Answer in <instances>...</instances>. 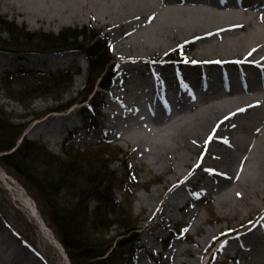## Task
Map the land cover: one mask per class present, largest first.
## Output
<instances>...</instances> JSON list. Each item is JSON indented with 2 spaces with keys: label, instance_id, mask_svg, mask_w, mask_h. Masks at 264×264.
I'll use <instances>...</instances> for the list:
<instances>
[{
  "label": "bare ground",
  "instance_id": "bare-ground-1",
  "mask_svg": "<svg viewBox=\"0 0 264 264\" xmlns=\"http://www.w3.org/2000/svg\"><path fill=\"white\" fill-rule=\"evenodd\" d=\"M0 13L32 26L61 28L86 20L108 29L127 69L122 72L124 82L114 84L108 94V119L101 127L135 150V163L146 164L161 179L136 201L137 210L148 213L144 219H154L163 208L156 231L146 232L139 242L146 255L142 264H157L152 256L169 246L163 243L161 252L157 240L169 237L173 221L201 232L191 243L200 252L231 231L218 245L221 255L215 264L228 259L233 264H264V212L249 216L253 210H264V0H0ZM185 47L194 49L183 59L172 58ZM70 54L19 57L0 49V71L16 59L44 69L59 66ZM78 87L77 80L73 89ZM0 103L13 101L0 95ZM185 107L188 112L178 115ZM76 113L74 109L50 116V123L39 122L30 132L53 146L62 140L67 124L75 125ZM163 123L167 125L159 127ZM0 177L13 184L37 214L26 188L1 166ZM206 197L220 210L226 229L218 222L205 229L208 218L199 214L197 205L186 209ZM184 209L188 219L179 220L175 211ZM236 218L239 223L230 226ZM40 226L47 236L45 244L50 240L67 258L54 232L43 220ZM1 230L2 226L1 245L22 254L18 242ZM1 245L0 264H9ZM33 248L49 259L44 248ZM183 250L196 255L191 248ZM24 257L23 264H47L43 257Z\"/></svg>",
  "mask_w": 264,
  "mask_h": 264
},
{
  "label": "rangeland",
  "instance_id": "rangeland-1",
  "mask_svg": "<svg viewBox=\"0 0 264 264\" xmlns=\"http://www.w3.org/2000/svg\"><path fill=\"white\" fill-rule=\"evenodd\" d=\"M245 10L246 8L242 9V11ZM247 12L255 13L254 10L250 9H248ZM0 20L7 22L5 25L0 24V49L4 50L5 47H7L9 48L7 51L12 52L19 57L24 56L25 54H16V52H19V49L21 48L23 51L34 54L47 52L36 50L38 48L37 44L44 45L45 48L46 44H42L37 41L33 35L57 36L66 29L87 31L86 37L78 38L80 44L84 46V51L78 49L79 53H77V57L71 61L69 70H67L70 73L69 75H71L69 85H64V83L58 84L55 82L58 77H61L60 75L67 72L66 70L62 69L59 71H49V67H46V70L44 68L34 66L33 64H19L18 59H16V61L9 66V68L12 69L0 71V95H4L13 101V104L0 103V109L9 114L11 117L10 122L14 125H17V127L19 125L24 126L19 142L23 138L37 142L44 145L53 155L58 156L60 161L78 162L87 172H89L88 169L91 167H95L99 175L102 174L106 181L104 186L109 187V191L107 193L113 199L110 203L105 204L106 207L103 209L104 211L102 214L104 215L107 213L109 215V219H112L118 224L112 225L109 229H90V241L98 244L100 247H103V245L108 243V239H111L115 244V242L119 239H127L129 237L133 238L136 232H138L139 237L137 240H134L133 243L123 247L122 249H118L117 256L114 255L113 258V264H137L145 262V251L141 250L139 242L141 237L146 232L153 233L156 231L157 225L160 224V213L163 208L159 209L154 219H149L148 217H145L144 219L143 216L148 215V213H140L136 208V201L139 195L146 194L150 188H153L160 183L161 179L158 181L159 174L156 171H151L148 168L149 166L146 164L135 163V150L125 145V142L121 139H113V136L109 133L106 134L101 127V123L103 124L104 118L107 117L103 114V110H101L100 107L107 104L109 100L106 92L108 90H104V87L100 83V78L93 84L91 80L90 82L88 81L89 64L87 62L85 51L91 49L90 47H92L94 40L89 42V38L93 32L98 35L97 38L101 40L102 43L105 42L108 44L113 57L112 60L114 59L115 62H117L115 74H113V84L124 82V79H122V72H124V69H127V65L124 63V58L120 56L117 51H115L113 41L111 37H109V34H107L108 29L106 27H100L97 23L88 22L86 20H83L82 23L78 22L75 24L68 22L61 28L55 25L39 27L36 24L32 26L27 22L22 23L18 18H13L10 15H3L1 13ZM259 24L262 25L261 23ZM20 46L22 47L20 48ZM193 49L194 48L191 47L180 48V51L177 54H184L185 52L188 53ZM98 55H100V53H98ZM26 61L28 60L26 59ZM77 80L79 82V87L75 90L73 87ZM46 85L48 86L45 87ZM41 87L45 88L41 89ZM67 104H73L72 108L77 109V115H73V121L75 123L74 126L76 127L71 133V137L66 138L65 135H63V137H61L62 140L52 146L49 142L43 141L42 137L34 138L32 136L33 134H31L30 130L33 129L37 123H50L48 119L50 116H59L52 113L53 110L57 108H64ZM187 112L188 108L185 107L180 113H178V115H182ZM174 118L175 117H171L170 119ZM52 123L53 121L51 124ZM166 125L167 123H163L160 124L159 127H165ZM84 134L87 139H77L80 135L83 138ZM88 135L97 139L98 142L86 143L87 141L84 140H88ZM182 152L185 153L184 150H182ZM200 152L201 151H199V149L196 153L194 152V162L198 158L197 154ZM2 154L5 153H0V166L26 188L28 193L34 199V205L37 206L36 212L40 216V218H38L37 214H35L34 208L32 207V210L30 205L26 203V200L23 198L21 193L14 188L13 184L0 177L1 234L3 233L15 239L21 246L22 253L17 255L15 251L7 247L6 244L1 245L2 236H0V245L1 250H3L4 253V259L7 260L9 264H17V262H21L23 264L27 261L24 259V256L26 255L30 259L43 257L47 264H72L61 241L62 234L59 229V225L55 221L54 203L58 208L63 210L78 208L82 211V208L84 207L83 205L81 206L80 200L84 198L82 195L84 191L82 193L81 191L86 188V182H84V184L83 182H80L77 189L78 196L73 197V194H70V192L66 189H62L55 195V197H53V203L42 193L38 192L33 184L25 177L19 175L12 168L4 164L1 161ZM56 166L58 168L60 167L59 164ZM193 168L194 167H192V171L195 173L196 171ZM57 170L52 172L48 169V173L45 174L46 172L41 167L42 174L47 176L49 179H58ZM170 195L171 193L166 197L168 198ZM198 201L199 200H194L187 206L188 208L186 209L189 210L197 205L196 207L199 209V214L205 215L208 218L207 222L203 223L204 228L207 229L212 227L211 224H216L218 222L224 229H226L228 226L226 221L219 220L221 212L214 204L211 203V200L209 202L206 201L208 204L202 200V204L199 205L197 204ZM99 203L100 200L93 197L84 204V206L87 205L88 207L87 217L90 219L89 221H92L95 218V212ZM208 206L211 207L210 210ZM186 209L183 210L184 212L175 211L176 217L179 218V220L188 219L187 212H185ZM259 212L253 210L249 216H263L264 210L260 213ZM239 219L240 218L234 219V221L230 223V226L238 224L240 221ZM41 220H43L54 232L55 236L62 244L67 258L52 245L50 240L48 246L45 244L44 241L45 238L47 239V236L44 235V231L40 226ZM120 222L121 224H126L129 227L136 225V229L132 233L134 236L131 234H122L124 233V227L123 225H119ZM168 226L170 228L175 227L177 229L175 232H172L170 241L168 239L169 246L165 249L164 253L160 256H152L153 260L157 264H175L177 260L181 262L183 261V264H206V260L212 252V246L215 241L212 242L203 252H200L197 246L191 243L192 241L194 242L195 239L200 238L201 232L196 231L193 226H188L182 221H178L177 223H175V221L170 222ZM228 232L230 233L231 231ZM167 233L168 231L163 232V234ZM219 237H221V235H219ZM157 244L160 245V241L157 240ZM37 246L46 250L49 255V259H47L46 255V257L41 256L33 248H36ZM185 247L194 250L196 255H190V253L185 252L183 250ZM3 248L6 252H4ZM41 254L43 255V253ZM196 258L200 261H196ZM216 258L217 255H214L209 264H215ZM38 260L40 261V259ZM226 264H233V260L228 259Z\"/></svg>",
  "mask_w": 264,
  "mask_h": 264
},
{
  "label": "trees",
  "instance_id": "trees-1",
  "mask_svg": "<svg viewBox=\"0 0 264 264\" xmlns=\"http://www.w3.org/2000/svg\"><path fill=\"white\" fill-rule=\"evenodd\" d=\"M7 22L0 20V24L5 25ZM94 31V30H93ZM86 30H72L66 29L57 36L48 35H33L34 38L44 45L37 44L38 48H33L42 51H57V50H72L81 49L84 46L78 41L79 37H86ZM96 33H92L89 42L93 41L91 49H86L87 62L89 64L88 76L89 82L92 84L100 78V83L103 87L111 86L113 83V74H115L116 63L112 60L111 50L107 43H102L97 38ZM96 38V39H95ZM3 42V41H2ZM16 45V44H13ZM22 46H20L21 48ZM4 50H9L5 47ZM20 52L23 49H19ZM84 51V50H83ZM100 53V55H98ZM67 71L60 75L55 81L58 84L64 83L69 85L71 75ZM54 82V83H55ZM46 85L45 87H47ZM41 87V89L45 88ZM33 89V88H32ZM11 117L4 110L0 109V153L2 154L1 161L8 167L12 168L19 175L25 177L33 186L54 203L53 197L62 189H66L70 194L78 196V186L80 182H86V188L82 189L84 198L80 200L83 210L72 208L70 210H63L58 208L54 203L55 221L59 225L62 234L61 241L69 255L72 264H113L114 255L117 256L118 249L133 243L137 240L138 235L132 234L136 229V225L127 226L120 222V226L124 227V235L131 234L132 237L127 239H119L115 242L108 239L107 244L100 247L98 244L90 241V229H109L117 222L109 219V215L102 212L106 207L105 204L113 201L112 197L108 195L109 187L104 186L106 183L102 174L99 175L95 167H91L87 172L78 162L75 161H60V158L53 155L44 145L33 142L23 138L19 142L23 125H14L10 122ZM57 161V162H56ZM59 164L58 168L56 165ZM41 167L48 173V169L52 172L57 170V177L49 179L42 174ZM100 200V203L95 212V218L92 221L87 217V205L84 204L90 198ZM68 208V207H67ZM122 227V228H123Z\"/></svg>",
  "mask_w": 264,
  "mask_h": 264
}]
</instances>
